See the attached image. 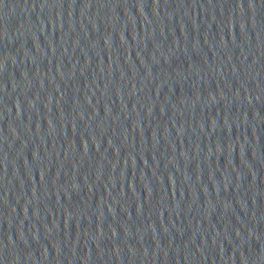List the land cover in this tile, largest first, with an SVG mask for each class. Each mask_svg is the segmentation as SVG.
Segmentation results:
<instances>
[{"label": "water", "instance_id": "obj_1", "mask_svg": "<svg viewBox=\"0 0 264 264\" xmlns=\"http://www.w3.org/2000/svg\"><path fill=\"white\" fill-rule=\"evenodd\" d=\"M0 264H264V0H0Z\"/></svg>", "mask_w": 264, "mask_h": 264}]
</instances>
